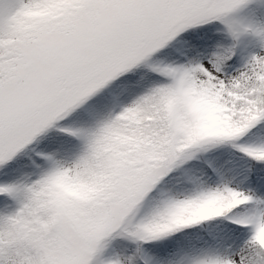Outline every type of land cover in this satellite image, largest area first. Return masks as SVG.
<instances>
[{
	"label": "snow or ice",
	"instance_id": "6c2138e0",
	"mask_svg": "<svg viewBox=\"0 0 264 264\" xmlns=\"http://www.w3.org/2000/svg\"><path fill=\"white\" fill-rule=\"evenodd\" d=\"M0 264H264V0H0Z\"/></svg>",
	"mask_w": 264,
	"mask_h": 264
}]
</instances>
